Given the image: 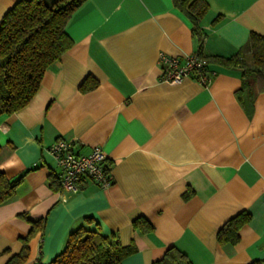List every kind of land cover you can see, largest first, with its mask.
I'll list each match as a JSON object with an SVG mask.
<instances>
[{
  "label": "crops",
  "instance_id": "1",
  "mask_svg": "<svg viewBox=\"0 0 264 264\" xmlns=\"http://www.w3.org/2000/svg\"><path fill=\"white\" fill-rule=\"evenodd\" d=\"M17 1L0 0V19ZM206 2L203 56L228 57L251 32L264 35V0ZM191 26L172 0H85L73 11L64 29L70 48L47 67L27 105L0 117V170L23 175L0 205V264L31 229L23 213L45 224L23 264H49L81 226L134 245L121 264H152L169 247L191 264L264 260V91L240 90L239 67L212 69L206 86L161 80L160 53L199 52ZM87 76L98 85L81 92ZM60 138L79 154L101 146L111 184L85 178L79 192L62 190L49 150ZM241 212L250 219L238 241L220 244L219 228ZM139 217L151 232L135 229Z\"/></svg>",
  "mask_w": 264,
  "mask_h": 264
},
{
  "label": "trees",
  "instance_id": "2",
  "mask_svg": "<svg viewBox=\"0 0 264 264\" xmlns=\"http://www.w3.org/2000/svg\"><path fill=\"white\" fill-rule=\"evenodd\" d=\"M85 0H18L0 19V117L7 116L29 103L38 91L47 67L58 60L72 45L65 32V25L73 11ZM191 22L193 35L197 38L198 54L206 60L209 68H241L242 87L252 97L254 90L264 91V35L251 32L247 42L234 54L205 57L201 49L205 32L199 28V20L207 12L206 0H172ZM250 80L253 86H250ZM98 81L87 76L80 84L81 92L97 87ZM255 88V89H254ZM241 100V92H237ZM23 175L9 179L0 170V205L10 201ZM58 183L57 179L54 181ZM52 186V183H51ZM57 185L54 187V189ZM21 216L31 224L29 233L22 237L21 250L6 264H23L28 257L29 239L44 229V220L31 221L26 214ZM250 215L241 212L227 220L217 232L220 244H234L238 231L249 221ZM135 229L146 233L153 225L144 217L133 221ZM137 251L134 245L123 246L116 233L104 235L99 227L89 230L79 227L69 233L64 249L49 264H121ZM37 264H41L38 262ZM152 264H191L185 254L169 247L164 255Z\"/></svg>",
  "mask_w": 264,
  "mask_h": 264
},
{
  "label": "built area",
  "instance_id": "3",
  "mask_svg": "<svg viewBox=\"0 0 264 264\" xmlns=\"http://www.w3.org/2000/svg\"><path fill=\"white\" fill-rule=\"evenodd\" d=\"M158 65L160 78L169 83L183 79H193L201 85H208L215 71L198 53L183 57L159 54ZM60 168L59 184L62 190L77 193L83 179L88 178L100 187H108L112 177L108 172L107 157L99 145H95L86 154L74 152L72 142L64 139L55 140L49 147ZM256 264H264V260Z\"/></svg>",
  "mask_w": 264,
  "mask_h": 264
}]
</instances>
